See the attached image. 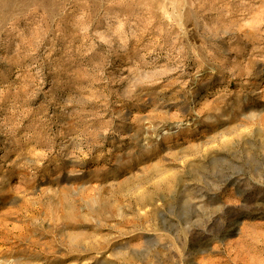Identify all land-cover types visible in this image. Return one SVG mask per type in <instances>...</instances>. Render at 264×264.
I'll return each mask as SVG.
<instances>
[{
  "label": "rangeland",
  "instance_id": "374dc122",
  "mask_svg": "<svg viewBox=\"0 0 264 264\" xmlns=\"http://www.w3.org/2000/svg\"><path fill=\"white\" fill-rule=\"evenodd\" d=\"M0 264H264V0H0Z\"/></svg>",
  "mask_w": 264,
  "mask_h": 264
}]
</instances>
